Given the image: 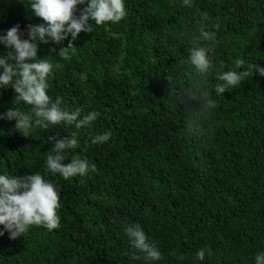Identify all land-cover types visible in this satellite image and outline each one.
Wrapping results in <instances>:
<instances>
[{"label":"trees","instance_id":"16d2710c","mask_svg":"<svg viewBox=\"0 0 264 264\" xmlns=\"http://www.w3.org/2000/svg\"><path fill=\"white\" fill-rule=\"evenodd\" d=\"M125 7L119 23L93 22L92 33L81 32L69 61L56 55L68 40L38 46V58L60 65L49 79L53 100L101 113L67 152L87 157L95 173L71 180L45 174L49 137L74 129L55 125L25 137L14 120H0V172L22 178L39 171L57 186L61 204L59 229L0 237V264H144L131 258L122 230L130 223L157 243V264H201V248L203 264H254L264 250V77L253 72L223 96L213 91L216 108L190 131L183 109L199 104L184 95L180 61L199 9L219 25L209 88L221 64L234 69L243 59L264 67V0H194L193 8L181 0H125ZM40 23L28 0H0V32L19 25L27 38V26ZM16 95L11 86L0 89V113ZM105 131L109 142L90 143L89 132Z\"/></svg>","mask_w":264,"mask_h":264},{"label":"clouds","instance_id":"9594fccd","mask_svg":"<svg viewBox=\"0 0 264 264\" xmlns=\"http://www.w3.org/2000/svg\"><path fill=\"white\" fill-rule=\"evenodd\" d=\"M78 5L83 8L76 15ZM181 6L193 8L194 0H181ZM28 8L44 23L28 25L27 38H23L25 33L20 31L19 25L0 32V45L7 50L0 54V89L11 86L17 94L12 107L0 113V120H14L15 129L25 137L37 128L47 129L55 125L74 129L62 138L49 137L54 143L46 156L45 174L59 175L64 180L90 176L97 171L96 165L81 155L69 159L67 152L79 147L82 130L90 129L101 113L96 110L85 113L79 106L69 109L62 106L63 99L59 96L53 100L48 94L49 79L60 65L38 58V46L50 42L60 45L68 40L66 47H61L58 52L55 48L52 51L60 59L69 61L74 47L72 42L78 39L81 32L92 33L93 22L96 26L117 24L126 17L125 0H28ZM196 15V28L186 37V59L180 61L186 66L184 95L199 104L196 109L188 106L183 109L190 131L198 129L202 116L216 108L213 91L216 96H223L226 90L241 85L253 72L264 77V67L237 59L234 69L223 70L224 65H220L221 70L215 73L218 83L209 88L207 77L214 69L212 54L218 43L214 29H218L219 25L211 23L206 11L197 9ZM78 75L81 80L88 78L83 72ZM167 79L171 81L172 77L168 75ZM21 103L27 110L18 107ZM111 136L110 131L88 133L92 145L105 144ZM60 207L57 186L39 171L22 178L0 172V237L7 232L9 239L15 240L24 237L33 226L43 227L49 232L59 229ZM122 230L132 249L133 261L157 264L163 259L157 243L148 237L139 223L127 224ZM205 255L206 250L201 248L196 252L195 259L203 264ZM254 264H264V250L255 255Z\"/></svg>","mask_w":264,"mask_h":264}]
</instances>
